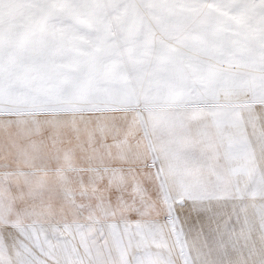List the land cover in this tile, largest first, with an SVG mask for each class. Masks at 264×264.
Masks as SVG:
<instances>
[{
	"label": "snow or ice",
	"instance_id": "snow-or-ice-1",
	"mask_svg": "<svg viewBox=\"0 0 264 264\" xmlns=\"http://www.w3.org/2000/svg\"><path fill=\"white\" fill-rule=\"evenodd\" d=\"M0 264H264V0H0Z\"/></svg>",
	"mask_w": 264,
	"mask_h": 264
}]
</instances>
